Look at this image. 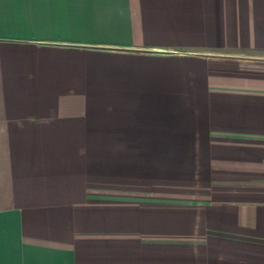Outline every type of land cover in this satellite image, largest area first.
Returning <instances> with one entry per match:
<instances>
[{"label":"crops","instance_id":"obj_1","mask_svg":"<svg viewBox=\"0 0 264 264\" xmlns=\"http://www.w3.org/2000/svg\"><path fill=\"white\" fill-rule=\"evenodd\" d=\"M0 264H264V0H0Z\"/></svg>","mask_w":264,"mask_h":264}]
</instances>
